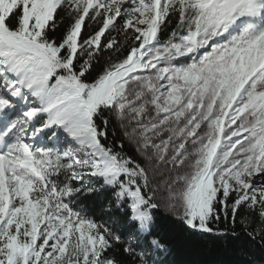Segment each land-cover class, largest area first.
I'll use <instances>...</instances> for the list:
<instances>
[{
  "label": "snow or ice",
  "instance_id": "obj_1",
  "mask_svg": "<svg viewBox=\"0 0 264 264\" xmlns=\"http://www.w3.org/2000/svg\"><path fill=\"white\" fill-rule=\"evenodd\" d=\"M181 233L264 253V0H0V264H165Z\"/></svg>",
  "mask_w": 264,
  "mask_h": 264
},
{
  "label": "trees",
  "instance_id": "obj_2",
  "mask_svg": "<svg viewBox=\"0 0 264 264\" xmlns=\"http://www.w3.org/2000/svg\"><path fill=\"white\" fill-rule=\"evenodd\" d=\"M126 151L135 155L130 145H126ZM77 203L80 207L93 212L97 219L102 217L107 220L109 215L106 211L107 203L102 196L82 197V203L79 201ZM157 231L168 242L178 238L177 227L170 221L162 222ZM179 240L180 242L171 249L169 255L157 257V260H164L165 264H238V262L243 264L246 260H257L260 264H264V253L255 245L251 246L252 251L244 254L242 250L237 251L238 248L242 249V244L228 239L188 237L181 233Z\"/></svg>",
  "mask_w": 264,
  "mask_h": 264
},
{
  "label": "rangeland",
  "instance_id": "obj_3",
  "mask_svg": "<svg viewBox=\"0 0 264 264\" xmlns=\"http://www.w3.org/2000/svg\"><path fill=\"white\" fill-rule=\"evenodd\" d=\"M130 148L133 150V148L130 146ZM134 151V150H133Z\"/></svg>",
  "mask_w": 264,
  "mask_h": 264
}]
</instances>
